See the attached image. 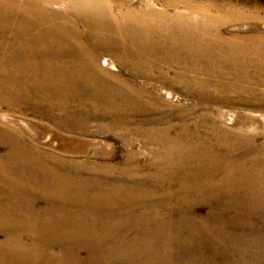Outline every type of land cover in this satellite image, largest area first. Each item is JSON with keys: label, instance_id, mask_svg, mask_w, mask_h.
<instances>
[{"label": "bare ground", "instance_id": "1", "mask_svg": "<svg viewBox=\"0 0 264 264\" xmlns=\"http://www.w3.org/2000/svg\"><path fill=\"white\" fill-rule=\"evenodd\" d=\"M217 7L0 0V264H264V140L245 132L264 120V32L225 29L249 16ZM148 81L180 83L208 115L171 123ZM232 106L250 113L234 127ZM92 123L121 147L160 138L162 161L40 140Z\"/></svg>", "mask_w": 264, "mask_h": 264}, {"label": "rangeland", "instance_id": "2", "mask_svg": "<svg viewBox=\"0 0 264 264\" xmlns=\"http://www.w3.org/2000/svg\"><path fill=\"white\" fill-rule=\"evenodd\" d=\"M139 2L140 0H136ZM187 5L190 4H203L207 7H216L213 10H216L218 7V3L223 5L226 4L227 1L231 2V5L234 10L241 12L244 16H249L246 20H232L225 25V29L233 32H239L243 34H252L254 31H262L264 32V0H186ZM152 5H156V7L161 6V2L153 1ZM257 6H254L256 4ZM254 4V5H253ZM211 5V6H209ZM216 5V6H215ZM227 8V6H224ZM177 8L178 10H183V6L179 5ZM173 10V9H172ZM174 11V10H173ZM199 17L201 16L198 12H194ZM256 15L257 18L252 17ZM223 28V29H224ZM170 75L173 72H169ZM149 82V81H148ZM150 85L155 86L158 89V92L162 94L165 100L171 105V115H170V122L171 123H185V122H194L198 119L202 118L203 116L208 115V111L210 107L207 105H200L195 97L187 95L180 85V83L173 84L171 86H166L159 81H151L149 82ZM149 85V84H148ZM167 89L173 94L172 97L165 96V93H162V89ZM175 94V95H174ZM226 106V105H225ZM226 110L224 115V120H226V124L228 126H236V124L240 120H245L249 114L246 113L247 110L241 107L232 106L229 109L227 107H223ZM233 113L232 116L229 115V112ZM236 111V112H235ZM162 113V112H161ZM228 113V114H227ZM213 115H210L212 117ZM252 116V115H251ZM260 118V122H258L254 127V129H250L245 132H249L256 136V143L263 142L264 140V120L258 115ZM24 120L29 123L28 127H24L25 130L31 131L36 133L37 135L40 134V130L37 129L41 127L43 123H47L46 120H41L40 118L32 117L31 115L23 116ZM256 118H258L256 116ZM249 119V118H248ZM162 123L168 122L166 119L161 120ZM91 131L87 134L80 132L79 130L73 132H65L61 131L57 137L56 129H52L47 135L48 137L40 139L42 143H51L52 149L54 151H60V148L64 146V144L71 140V144L74 149L76 150H84L88 154L97 157L99 153L103 151H110L115 148L118 151V159H122L125 153L132 150L134 152L135 159L143 166H148L151 163H157L162 161L164 153L161 151L163 146V141L158 138L154 137V140H151L148 137L138 135L135 133H131L129 135H125L123 139H129L131 142L130 146L121 147L119 145V140L117 138L113 139L107 134L99 133L96 130L95 124L92 123ZM0 151H3V147L0 146ZM99 157V156H98ZM84 156L79 154L76 156V159H83ZM220 177V175L218 176ZM210 209L208 203L203 202L198 197L194 200L191 205L186 206L187 213H192L195 215H203L207 210ZM0 239H2V235L0 234ZM84 249H80V253L84 254Z\"/></svg>", "mask_w": 264, "mask_h": 264}]
</instances>
